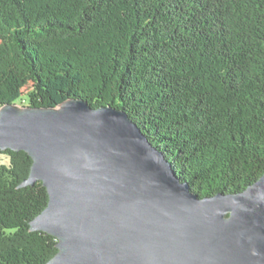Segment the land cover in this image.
<instances>
[{
    "label": "trees",
    "instance_id": "obj_1",
    "mask_svg": "<svg viewBox=\"0 0 264 264\" xmlns=\"http://www.w3.org/2000/svg\"><path fill=\"white\" fill-rule=\"evenodd\" d=\"M126 111L200 197L264 175V0H0V108ZM0 151V264H49L42 182Z\"/></svg>",
    "mask_w": 264,
    "mask_h": 264
},
{
    "label": "water",
    "instance_id": "obj_2",
    "mask_svg": "<svg viewBox=\"0 0 264 264\" xmlns=\"http://www.w3.org/2000/svg\"><path fill=\"white\" fill-rule=\"evenodd\" d=\"M33 163L49 202L30 223L57 239L49 264H264V175L200 197L126 111L79 97L0 108V151Z\"/></svg>",
    "mask_w": 264,
    "mask_h": 264
}]
</instances>
